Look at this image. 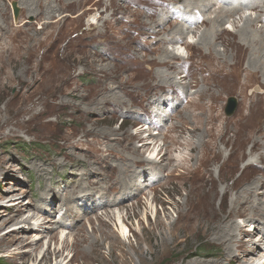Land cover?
I'll return each mask as SVG.
<instances>
[{
    "label": "rangeland",
    "instance_id": "rangeland-1",
    "mask_svg": "<svg viewBox=\"0 0 264 264\" xmlns=\"http://www.w3.org/2000/svg\"><path fill=\"white\" fill-rule=\"evenodd\" d=\"M11 1L0 0V156L6 159L0 170V188L6 189L2 190L0 203L6 204L18 198L31 208L46 200L52 205L54 203L56 209L52 210L49 218L54 223L65 222L70 228H53L48 236L60 231L70 244L78 245L79 253L72 251L70 246L63 247L58 240L49 242L45 237L32 256L20 254L21 250L27 251L28 248H21L18 242L8 248L0 244V264H200L202 261L244 264L240 259L243 250L239 252L235 245L230 246L231 255L235 258H228L227 245L216 238L219 232L212 228L211 222H214V216L227 218L233 212L232 200L239 197L236 203L242 215L235 220L243 232L236 233L234 240L237 243L254 238L260 244L258 234L264 223H258L256 234L248 231L249 228L253 230L256 223L250 221L248 216L251 213L246 206L247 189L259 190L264 186V96L253 91L254 87L264 89V21L257 22L259 12L243 10L256 19L248 23V43L244 41L245 33H238L243 25L240 19L243 12H236L233 6L220 2V5H225L224 12L231 11L226 16L230 20L224 26L231 31L222 33L217 39L214 31L199 29L197 33L187 34L186 42H194L187 48L185 43L163 45L166 50L177 51L181 55L182 59H174L175 64L170 69L176 81L188 74L187 68L180 69V76L174 73L177 63L182 60H197L195 55H199L202 66L209 59L214 60L208 63L212 77L206 72L207 78L199 76V79L192 80L194 83L188 90L192 94L187 106L181 95L175 100L170 99L171 95L164 96L166 101L161 111L167 121L165 123L164 119L161 121L156 117V110H144L149 109L146 100H134L126 109H118L116 104L101 107L122 98L124 88L129 91L136 89L144 95L146 88H152L154 82L151 79L155 73L158 82V75L163 81L171 79V76L157 71L158 67L162 70L166 62L173 60L165 55L161 45L153 46V51H158L157 55L145 54L134 41L122 38L117 30L111 31L112 27L106 20H110L112 26L116 22L119 25L120 21L113 10L112 18L106 14L111 8L110 2L113 3L112 9L128 10L121 0H75L72 4L71 0H65L66 3L64 1L65 4L60 6L54 0H27L30 6H23L25 9L21 10L34 24L25 27H18L22 26V20H17L19 24L15 22V16L19 17L18 10H14ZM17 2L21 4V0ZM32 9L34 15H30ZM52 10L54 14L49 19L46 12ZM60 14L70 18L57 22ZM100 15L98 24L88 20L90 16ZM235 18L237 22L234 23ZM215 21L222 22L219 17ZM180 30L181 33L189 32L183 27ZM107 33L120 43L112 42L111 49L114 45L122 50L127 47L136 58L145 59L157 68L150 73L129 70L126 64L133 67L135 64L126 53L118 52L112 60L93 45L87 48L80 46L86 41L96 43L104 40L87 35ZM201 33L202 38L207 33L208 37L204 38L208 39L207 42L200 40ZM209 42L210 45L206 44ZM206 53L211 57L208 58ZM253 70H258V77L251 79L249 75L245 78ZM91 72L106 85L93 87L95 76ZM136 72L140 73L137 75ZM110 86L115 89L111 90ZM182 92L183 85H179L177 94ZM232 97L237 100V107L233 114L228 115L227 105ZM177 121L175 130L169 131L168 127ZM194 127H197L196 132L192 131ZM139 130L142 131L140 135ZM158 154L157 159L166 168L158 171L147 167L146 180L137 178L138 183L142 181L144 190L138 196L140 199L137 201L138 197L131 196L128 189L130 197L124 200L122 207L114 208L115 214L106 212L102 215L101 199L107 193L105 183L110 175L118 168L120 172L124 168L123 173H126L129 165L133 164L131 169L139 171L146 166H135L134 158L149 159ZM74 169H77V174H73ZM4 178L8 183H4ZM11 187L17 189L8 192ZM65 187H68L69 194L83 187L82 194L89 195L91 199L84 202L78 197L68 202V207L57 199L52 200V193L57 195L62 191L65 195ZM119 192L115 194L120 199ZM261 197L264 200V196ZM199 201L207 203L205 213H197L199 217L193 219L195 222L185 230L184 225L190 221L187 215L189 204ZM30 207L27 210L29 215ZM70 207L75 208L76 213L62 220ZM19 208L3 206L1 209L17 212ZM263 213L262 209L261 215ZM118 214L126 218L127 239L121 236L116 224L115 215ZM84 216H89L90 221ZM74 219L78 220L73 226ZM43 223L50 225L51 221L43 220ZM24 226L28 229L23 230ZM34 226L33 223L25 224L23 231L13 232V235H25L33 240L42 235L41 229L30 230ZM77 227L79 230L74 233ZM12 229H19V225L9 222L1 226L0 235H6L5 240L8 241L12 236L7 233ZM93 244L96 249H93ZM58 248H62V252L56 256L54 251ZM46 250L51 252L49 259L43 256ZM81 251L88 256L82 257ZM260 259L263 262L264 253L257 257Z\"/></svg>",
    "mask_w": 264,
    "mask_h": 264
},
{
    "label": "bare ground",
    "instance_id": "bare-ground-1",
    "mask_svg": "<svg viewBox=\"0 0 264 264\" xmlns=\"http://www.w3.org/2000/svg\"><path fill=\"white\" fill-rule=\"evenodd\" d=\"M64 1L65 0H54V2L58 3L59 6H60V4L61 5L65 4L67 0L65 1V3H64ZM121 1L124 4L125 8H127L128 10L119 11L117 9V7L112 9L113 3L110 2L111 8L106 14V17L107 16L111 17V15H113V12H111V11L113 10L114 15L119 19L120 24L117 25V22H116V24L114 26H112V23L110 20H106V21H109L106 23L112 27L111 31L117 30V32L119 33V35L122 38L125 37L126 40L134 41L137 44V46L140 48V50L143 51L145 54H147V53L148 54H155L156 53V55H157L158 51H153V46H156L157 44L161 45V47L164 48L163 45H167V44L178 46V45H182L185 43L184 45L187 48L188 45L194 44V42H186V36H188L187 34H189L190 32H192V33L196 32V30H199V29H207V30L214 31L216 33L215 37L217 39H220V36L222 33H226V32L231 31L227 27L224 28L226 21L230 20V19H227L226 16L228 15V13H231V11L224 12L223 6H225V5H220L219 4L220 2L223 4L229 5V6H233L235 8L236 12H239V11L243 12L240 14V19L243 22V25L240 26L238 33H243V34L245 33L244 41L246 43H248L247 41L249 40L248 39L249 34L246 35V32H247L246 29L248 28V23H250V22L252 23V21H256V19L254 20L252 14H246L243 10H245L247 8V9L259 12L260 17L257 18V22H259V21L263 22L264 21V0H121ZM18 2H17V0L11 1L13 8L18 10L17 17L18 16L19 17L17 19L15 16V22L17 24H19V21L17 22V20H22V26L18 25V27H25L26 25L27 26L33 25L34 21L28 20V17H26V13L23 12V10H21L22 8L25 9V7L30 6V2H28L27 0H21V4H19ZM34 2H35V0H34ZM72 2H75V0H71L70 3L72 4ZM1 4L2 3L0 2V5ZM23 6H25V7H23ZM38 6H40V5H38ZM64 6H66V5H64ZM0 7H2V6H0ZM34 7H35V5H34ZM32 10L30 11V15H34V13H33L34 10L33 11ZM46 10H47V7H46ZM132 11H136V12H132ZM53 12H54L53 10L50 11V13L47 11L46 17L50 19L52 14H54ZM56 12H58V11H56ZM214 14H215V16H214ZM234 15L236 16V14H234ZM167 16H168V19L169 18H171V19L169 20L168 23H165L166 20H168L167 18H165ZM100 17H101V15L99 17L90 16V18L88 20L92 21V23L98 24L99 23L98 19ZM218 17L221 18L222 22H216L215 21L216 18H218ZM2 18L4 19L3 16H2ZM66 18H70V16L60 14L59 16H57L56 21L59 22V21H62L63 19H66ZM102 18L105 19L104 16ZM236 19L237 18H235L234 23L237 22ZM0 22H1V20H0ZM171 24H173V26H170ZM48 25H49V23L47 22L46 26H48ZM117 26H119V27L116 28ZM182 27L187 29L189 32H187V33L179 32V31H181L180 29ZM0 29H1V27H0ZM233 31H235V30H233ZM87 36H89V38H92L94 36H99V37L104 38V40L96 42V43H93L92 41H86L85 44L80 45L82 48H87L90 45H93V46H95L96 49L103 50L104 53L108 57H110L112 60L115 59L116 54L118 52L126 53L128 55V57L130 58L131 63L135 64L134 67L132 65L126 64L129 68V70L132 69L133 71L138 70V71H141L144 73H150L155 68H157L156 66H152L150 64L151 62H146L145 59L136 58L134 55L131 54L130 50L127 47H125L122 50V48L114 45V46H112V49H111L109 46L112 44V42H115L118 44H120V43L114 37H109V33L104 34V35L94 34V35H87ZM199 36H200V40L202 42H207L208 39H204V38L208 37L207 33H205L203 35L204 38H202V33ZM217 36H219V37H217ZM107 38H108V40H106ZM31 42H32V40H31ZM252 42L253 41H251V43ZM35 44H37V43H35ZM206 44L210 45V42L206 43ZM242 44H244V43H242ZM254 49H253V51H254ZM164 50H165V52H164L165 55L173 58V60L170 63L166 62L167 65L163 66L162 70H160V67H158L159 69L157 68V71H161L165 76H171V79H169V82L163 81L161 79L160 75H158V77L160 78V80L158 82V80H156L157 75L155 73L151 79V81L154 82L153 86L150 89L146 88L144 95H141L139 92L136 91V89L129 91L128 88H124L122 90V95H123L122 98L111 100L108 103L102 104L101 107L107 106L108 104H116L118 109H119V107L121 109H126V107L128 108L129 105H131L134 100H139V101L146 100L147 101V108H149V109H144V110L148 111V110L152 109L153 112H155V110H156L157 111L156 117H159L160 120L163 121L164 116H162L161 109H162V104L166 101V98H164L165 95H171L170 99H172V100H175L178 98L180 99L179 95H181V98L185 99V102L187 103L186 106H187L190 102V96L192 94V93L188 92L189 88L192 87V83H194L192 80H194L195 78L199 79V76H201L203 79L207 78L204 75V73H206V72L209 73L212 77L213 73L211 71L210 72L208 71V68H210L208 66V63L213 62L214 60L209 59L205 63V66H202L200 64L202 61V57H200L199 55H195L197 60H193L191 58H189L188 61L182 60L179 64L177 63V70L174 71V73H176V75L180 76V74H179L180 69L181 68L182 69L187 68L188 74L181 76L179 81H176V79H174L172 77L171 72H173V71H170V69H172V65L175 64L174 59H178V58L182 59L181 55L177 51L172 52V50L168 51L165 48H164ZM208 53L211 54L212 52H210L208 50ZM210 54L206 53L208 58L211 57ZM252 56L253 55H251V57ZM186 62H189V63L187 64ZM159 65L162 66L163 64H159ZM157 71L155 70V72H157ZM213 72L215 74L217 73L214 70H213ZM91 73L95 76L94 77L95 83L93 84V87L100 88V87H104L106 85V82L98 80L97 74H95L93 72H91ZM139 73L140 72H136L137 75ZM257 73H258V70L250 71L248 73V75L245 76V78L246 77L249 78V75H250L251 79L257 78L258 77ZM175 77L178 78L177 76H175ZM180 81H182L181 84H180ZM189 82H191V85ZM179 85H183V92L181 94H177V89H178ZM110 89L114 90L115 87L110 86ZM253 91L256 92L257 94L261 95V96H264V89L260 90V88L257 89L254 87ZM212 105L216 106L215 103H212ZM86 108H88V107H86ZM85 110H87V109H85ZM177 114H179V113H177ZM213 119H215V118H213ZM164 121H165V123L167 122L165 119H164ZM209 123L210 122H208V124ZM177 124H178V121L172 123L171 126L168 127L169 131H174L175 126ZM262 127L264 128V124H262ZM196 130H197V127H194L192 129V131H194V132H196ZM140 133H142V131L139 130L138 134L140 135ZM148 142L151 143L152 141H148ZM255 144H256V142H255ZM63 146L65 147L66 145L63 144ZM64 147L62 148V150H64ZM157 156L159 158V154L156 155V157H154V158L151 157L149 159L148 158L147 159L146 158H140V157L138 159L134 158L133 160L135 161V166H139V167L146 166L144 168H141V170H139V171L136 168L131 169V166L133 167V165H134L133 164V165H129L130 167L127 169L126 173H123L124 168H122L121 172H120V169L118 168L117 170L114 171L113 174L110 175V179L105 183L107 185V193H106V195H102L103 198L101 199V203H102V206L104 208L102 215H104V214L106 215L108 212L109 213L113 212V214H115L114 211H112V210L114 208H118V209L121 208L124 200L126 198H129L130 194H131V196L135 195L138 197L140 195V193H144V190L141 187L142 181H141V183H138L137 178L141 177L144 180H146L147 174H148L147 173V167H150L152 169L154 168L158 171L164 170L166 168L162 164V162L157 159ZM258 159H260V158H258ZM256 161H258V160H256ZM262 161L264 162V160H262ZM4 163H6L5 157L0 156V170H2V167H4V165H3ZM76 170H75V173H73V174H77ZM119 172L123 173L124 175L121 176ZM160 172H162V171H160ZM91 173L93 174L92 171H91ZM6 174L12 175L13 173H6ZM8 176H10V175H8ZM106 179H108V177ZM7 180H8L7 178H4V181H5L4 183H6ZM102 181L105 182L106 180H102ZM249 187H251V186H249ZM51 188H49V190H52ZM65 188H66L65 190L67 191V193L65 195H63L62 191H59V193L57 195L52 193L51 195L54 197V198L52 197L53 198L52 200L56 201V199H57L60 201L61 205L65 204L67 206L68 202H70V201L72 202L75 199H77L78 197H81V199L84 200V202H87L88 200L91 199L89 195H86V194L83 195L82 194V188L83 187H79L80 190H76V191L74 189L73 191H71L70 194H69V190L67 189L68 187H65ZM262 188L263 189L260 188L259 190L247 189V191H248L247 196L248 197H247V205L246 206H247L248 212L251 213L248 217L250 218V221H255V223H256L253 230L250 228L247 230L253 231L255 234H256V227H257L258 223H260V225H261V222L264 223V213H263V215H261L262 209L264 211V200L262 199V197L260 198V196H264V186ZM3 189H5V188H3ZM3 189L0 188V197L3 194L2 193ZM16 189L17 188L11 187V188L7 189V191L13 192ZM128 189L130 191L129 195L127 193ZM118 190H120V192H119V195L121 197L120 199H119V196H117L115 194V192ZM10 195L16 196L15 194H10ZM68 195H70V197H67ZM90 195H94V194L90 193ZM61 197H63V198H61ZM107 197H111L110 200H108ZM139 199L140 198L138 197L137 201ZM237 199H239V197H237L235 201L232 200L234 202V204L232 203L234 205L233 206V212L227 218L224 216L220 217L217 215H216L217 217L214 216L212 218V220L214 221V222H211V225H213L212 228L213 229L216 228L219 232L217 234L216 238H218V240L220 242L224 241L223 243L225 245H227V247H226L227 251L226 252H227L228 258H230V259L235 258L234 255L233 256L231 255L232 251L230 249L233 245H235V247L237 248V250H239V252L241 250H243L242 257L240 258L242 263H244V264H264V260H263V262L261 261V259L257 260V257H259L262 253H264V227H263V225L261 226L260 233L258 234V236H259L258 241L260 242V244H258V242H256V241H254V238H249V239L247 238V239H245L246 241H244V242L240 241L237 243L234 240L236 233L238 234V233L243 232V229L240 227V224L237 223L235 220V217L242 215V213L240 212V207L236 203ZM46 201L47 202L34 204V208H31L29 206V204H25V202L21 201V198L10 200L6 204H4L2 202L0 203L1 208L3 206H10V207H12V209L20 207L17 212H14V210H10V211L2 210L0 208V227L4 226L5 224H7L9 222H15L16 225H19V229H17V230L12 229L13 231L7 233L10 236H12L10 239H8V241L5 240V239H7L6 235H0V244H2L4 248H8L14 242H18V244L21 246V248H28L27 251L21 250V252H19V253L20 254L25 253V254L32 256V254L36 250L39 249V247H40L39 242L46 237L49 239V242H51L52 240H56V241L58 240L59 242H61L63 244V247L64 246H70L72 251H74L75 253H79V251L77 250L78 245L76 243L70 244L69 239L67 237H64L60 231L54 232L48 236V234H49L48 232L53 230V228H55V229H59V228L67 229L70 227L65 222L55 221V223H54V221H52L49 218V216H51V214H52V210L56 209V207L54 208V203L52 205V202H49L48 200H46ZM189 205H190V210L187 213V215L189 216L190 221L186 225H184L185 230H187V228H189V224H191L194 221L193 219L199 217L197 215V213H199V212L205 213L204 208L207 205V203L206 202L202 203L201 201H199V202H195V203L193 202ZM29 207H30L31 215H29L27 213V210L29 209ZM95 208L96 207L94 206L93 210ZM74 210H76V209L72 208V207L67 209L65 215H63V217H62V220L66 219L68 215H73L74 213H76ZM6 213H8V215H6ZM46 214H48V216ZM115 216L117 217V220L115 219V221H117L116 224L118 223L117 225H119V230H120L121 236L123 238L127 239L126 232L128 230V225L126 224L127 222H126L125 216L122 214L121 215L118 214ZM255 216H256V218H255ZM84 217H85V219L89 218V216H84ZM112 218L114 219L113 216H112ZM43 220H46V221L50 220L51 224L48 225L46 223H43ZM77 220L78 219H74V221L72 223L73 226ZM89 221H90V218H89ZM24 223L26 225H30L33 223V225H35V226L32 227L30 230L31 231H37V230L41 229L42 235L34 238L33 240H29V238L26 237L25 235L20 236V237H16L15 234L13 235V232H16V231L19 232V231H23L24 229H28V227H26V226L23 227V225H25ZM251 225L252 224H250L249 226H251ZM22 227H23V230H22ZM198 227L201 228V226H198ZM78 230H79V227H77L74 230V233H76ZM44 233H47V235L45 236ZM172 235L175 236L174 232L172 233ZM73 237H74V235H73ZM165 241H166V239L163 237V243H165ZM247 241H248V243H247ZM3 247H1V248H3ZM130 247L132 248L133 246L130 245ZM61 249L62 248L55 249L54 254L57 256L59 253L62 252ZM93 249H96L95 244H93ZM50 253H51L50 250L45 251V253L43 255L45 257V259L50 258ZM82 253H83L82 257L86 258L88 256V254L85 251L84 252L81 251V254ZM13 254H16V253H13ZM242 259H243V261H242ZM230 261H233V260H230ZM200 264H211V263L202 261V262H200Z\"/></svg>",
    "mask_w": 264,
    "mask_h": 264
},
{
    "label": "water",
    "instance_id": "water-1",
    "mask_svg": "<svg viewBox=\"0 0 264 264\" xmlns=\"http://www.w3.org/2000/svg\"><path fill=\"white\" fill-rule=\"evenodd\" d=\"M14 10H15V8H14ZM236 107H237V100L234 97L230 98L229 101H228V105H227V113H228V115L233 114L235 109H236Z\"/></svg>",
    "mask_w": 264,
    "mask_h": 264
}]
</instances>
